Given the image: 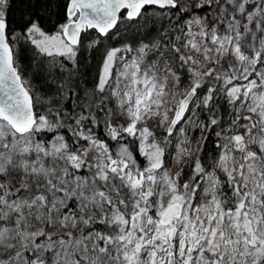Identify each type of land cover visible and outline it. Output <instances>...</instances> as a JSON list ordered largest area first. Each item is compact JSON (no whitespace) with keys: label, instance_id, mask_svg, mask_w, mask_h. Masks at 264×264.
Returning a JSON list of instances; mask_svg holds the SVG:
<instances>
[{"label":"snow or ice","instance_id":"obj_1","mask_svg":"<svg viewBox=\"0 0 264 264\" xmlns=\"http://www.w3.org/2000/svg\"><path fill=\"white\" fill-rule=\"evenodd\" d=\"M8 3L0 264H264V0H67L51 33L28 16L25 40L73 67L82 32L108 38L157 11L168 21L154 35L145 24L135 48H109L87 102L47 114L19 72ZM205 132L216 137L207 166Z\"/></svg>","mask_w":264,"mask_h":264},{"label":"trees","instance_id":"obj_2","mask_svg":"<svg viewBox=\"0 0 264 264\" xmlns=\"http://www.w3.org/2000/svg\"><path fill=\"white\" fill-rule=\"evenodd\" d=\"M39 3L45 7H35L34 5L38 4V0H9L5 9L8 32L15 37L12 46L15 50L17 66L22 78H26L29 82L31 93L35 99L34 110L38 113L47 111L49 108L67 109L72 103L87 102L89 98L85 96V93L90 92L98 79L103 42H108L106 45L109 46L107 47L111 46L112 48L122 47L124 43L130 42L134 48V44L145 38V24L149 29L148 35H154L157 29L162 30L168 24L167 20L160 18L157 11L156 13H149V18L141 20L139 23L124 22L118 25V29L109 33L108 38L100 37L94 30H88L83 34L81 44L85 45L98 38L97 46L88 53L81 51L76 66L73 67L72 63H69L67 67L70 68L67 72L59 70L51 72L45 67L44 56H38L32 45L26 42H17L16 39L19 37L26 41L23 36L22 24L28 16L43 17L41 26L50 33L56 30L54 26L57 23L64 22L63 12L67 0H39ZM49 3L51 4L50 8L47 7ZM49 16H51V20H49ZM117 32L120 37L112 39L117 35H113V33ZM73 91L76 93L75 96L72 95ZM36 102L39 105H36ZM224 107L225 102L221 105L222 109ZM205 135L208 139L204 142V151L200 153V157L201 162L207 166L216 155V139L211 132H206ZM134 154L141 164L146 163L143 157L137 153Z\"/></svg>","mask_w":264,"mask_h":264},{"label":"rangeland","instance_id":"obj_3","mask_svg":"<svg viewBox=\"0 0 264 264\" xmlns=\"http://www.w3.org/2000/svg\"><path fill=\"white\" fill-rule=\"evenodd\" d=\"M99 35V34H98ZM120 36H119V34H117L115 37H113L112 39H115V38H119ZM17 39V42H20V43H24V42H26V43H28L27 41H23V39L22 38H19V37H17L16 38ZM95 40H99L98 38L97 39H95ZM95 40H92L91 42H89V43H87V44H85V45H83V44H81L80 46H79V52H78V54H77V57H76V61H77V58L79 57V54H80V52L81 51H85V53L87 52H90L93 48H95L96 46H97V44L98 43H96V44H93L92 42L93 41H95ZM140 41V40H139ZM25 43V44H26ZM108 42H103V45H104V47H103V49L101 50V52H102V57H101V59H100V65H101V63H102V61H103V59H104V56H105V54H106V51L109 49V48H112L111 46L110 47H107V46H109V45H106ZM138 43L139 42H137L136 44H134L135 45V47H137L138 46ZM29 44V43H28ZM124 45H131L132 46V43H130V42H128V43H124L122 46H124ZM106 46V47H105ZM34 47V46H33ZM134 47V48H135ZM35 49V48H34ZM35 51H36V49H35ZM38 56H42V55H39L38 54ZM45 57V59H44V63H45V67L47 68V69H49L51 72H55L56 70H59V71H61V72H67L68 70H69V68L70 67H67L68 66V64L69 63H71V62H68V61H66V60H64V58L62 57V59H61V57L60 58H57L56 60H51L50 61V58H48V57H46V56H44ZM68 62V63H67ZM60 63H63V65H64V67L63 68H61L60 67ZM100 65H99V67H100ZM24 81L26 82V84L29 86V82H28V80L25 78L24 79ZM34 98V97H33ZM40 98V97H39ZM33 102H34V104H35V99L33 100ZM223 99L221 98V99H219V100H217L215 103H216V110L218 111V113L220 114V115H222L225 119H227L228 117H227V105H226V103H225V107H224V109H222L221 108V105L223 104ZM36 105H39V103H37L36 102ZM72 105H73V103H72ZM225 110V111H224ZM47 112H48V110L47 111H43V112H41V113H45V114H47ZM196 113H197V115L199 116V121H197V122H200V121H203L205 124H207V121H208V113L207 112H201L200 111V109H196ZM185 128H186V131H188V134H189V137L192 139V141L193 142H195L200 136H201V133H200V131H199V129H197V128H195L194 126H189V125H185ZM98 132H99V130H97ZM206 133V132H205ZM205 133H204V135H205ZM214 138L216 139V137L214 136ZM175 144V141H173V145ZM168 151L169 152H171V153H173L174 154V152H173V148L172 147H170L169 149H168ZM173 170H175V166H173ZM189 171V169L186 167L185 168V178L187 177V172Z\"/></svg>","mask_w":264,"mask_h":264},{"label":"water","instance_id":"obj_4","mask_svg":"<svg viewBox=\"0 0 264 264\" xmlns=\"http://www.w3.org/2000/svg\"><path fill=\"white\" fill-rule=\"evenodd\" d=\"M6 22H7V21H6ZM92 30H94V29H92ZM114 30H115V29H113L112 31H114ZM95 31H96V30H95ZM83 33H84V32H82V33H81V37H80V44H81V41H82V36H83ZM79 46H80V45H79Z\"/></svg>","mask_w":264,"mask_h":264},{"label":"bare ground","instance_id":"obj_5","mask_svg":"<svg viewBox=\"0 0 264 264\" xmlns=\"http://www.w3.org/2000/svg\"><path fill=\"white\" fill-rule=\"evenodd\" d=\"M44 109H45V107H44ZM48 109V108H47Z\"/></svg>","mask_w":264,"mask_h":264}]
</instances>
